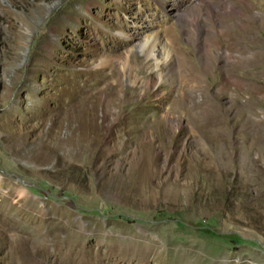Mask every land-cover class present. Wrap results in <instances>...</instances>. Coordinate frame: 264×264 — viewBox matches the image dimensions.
Here are the masks:
<instances>
[{
    "label": "rangeland",
    "instance_id": "374dc122",
    "mask_svg": "<svg viewBox=\"0 0 264 264\" xmlns=\"http://www.w3.org/2000/svg\"><path fill=\"white\" fill-rule=\"evenodd\" d=\"M173 2L0 0V264H264V0Z\"/></svg>",
    "mask_w": 264,
    "mask_h": 264
},
{
    "label": "bare ground",
    "instance_id": "6f19581e",
    "mask_svg": "<svg viewBox=\"0 0 264 264\" xmlns=\"http://www.w3.org/2000/svg\"><path fill=\"white\" fill-rule=\"evenodd\" d=\"M173 4L174 5H178L179 4V2H178V0H174V2H173ZM210 7V12L212 13V16L213 17H217L218 19H220V17L222 16V15H225L226 14V12L227 11H232V7H230L229 5H227L226 4V2L225 1H222L221 2V4L220 5H218V4H215V5H213V6H209ZM198 9L200 10V8L198 7ZM125 46L126 47H130V44L128 43V42H126L125 43ZM159 48V41H157V40H155V41H150V42H145V45L144 46H142L141 48H140V53H142L143 54V56L146 58V59H148V60H150L151 59V61H155L156 62V64L158 65V66H161V60H159L158 59V55H157V49ZM177 54H178V52H177ZM240 55H243V53H239ZM170 52H168V51H165V63L167 62V59H169L170 58ZM178 56H179V54H178ZM180 57V56H179ZM181 61V64H182V67H183V72H186L187 71V68H186V66H185V64L183 63V61L182 60H180ZM111 64H110V62H108V61H105L103 64H101L100 66H98L97 68H102V67H108V66H110ZM125 66V65H124ZM123 66V70H122V74H123V77L126 75V68H128L127 66L126 67H124ZM121 78V77H120ZM197 79H199L200 80V78H198L197 77ZM120 80H118L117 81V83H116V88H119L120 86H119V84H120ZM131 83H134V82H132L131 81ZM135 83H137V81L135 82ZM132 87H136V86H134V85H131ZM118 91V90H117ZM119 92V91H118ZM117 92V93H118ZM87 99V98H86ZM92 102V101H91ZM92 117V116H91Z\"/></svg>",
    "mask_w": 264,
    "mask_h": 264
}]
</instances>
